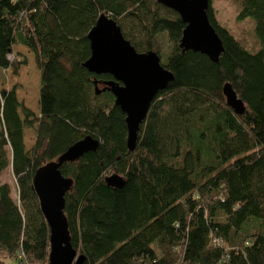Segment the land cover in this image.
<instances>
[{
    "label": "trees",
    "instance_id": "1",
    "mask_svg": "<svg viewBox=\"0 0 264 264\" xmlns=\"http://www.w3.org/2000/svg\"><path fill=\"white\" fill-rule=\"evenodd\" d=\"M239 2L237 18L253 19L259 48H244L209 5L224 46L213 62L182 50L185 23L158 0H0V80L26 65L9 58L16 45L39 71L37 113L16 86L0 88V172L9 166L17 185L14 200L0 184V264H17L19 252L26 264H48L50 230L33 175L85 135L98 147L60 167L73 180L64 214L81 264H264V0ZM101 14L138 52L160 56L161 34L172 45L161 64L174 78L155 96L132 151L114 96L95 91L112 76L83 66ZM225 82L243 114L226 104ZM113 173L122 187L106 184Z\"/></svg>",
    "mask_w": 264,
    "mask_h": 264
},
{
    "label": "water",
    "instance_id": "2",
    "mask_svg": "<svg viewBox=\"0 0 264 264\" xmlns=\"http://www.w3.org/2000/svg\"><path fill=\"white\" fill-rule=\"evenodd\" d=\"M209 1L158 0L165 7L177 12L185 23L179 42L182 50L199 52L217 62L224 46L209 20ZM87 38L90 55L83 62V66L89 72L107 73L112 76L103 82L102 88L95 82V91L100 93L107 90L114 96V103L125 114L126 146L132 151L137 143L140 125L151 103L157 93L173 80L174 75L161 64L160 56L154 50L138 52L123 36L118 24L105 14L98 16L89 29ZM222 93L226 104L236 114L245 112L243 100L229 82L222 85ZM98 144L97 139L85 135L71 144L56 160L49 161L35 170L32 186L50 230L48 264H81L83 261V257L77 254L70 242L67 218L64 214V196L70 190L73 180L64 176L60 167L95 150ZM105 182L113 187H122L124 184L123 178L117 173L106 176Z\"/></svg>",
    "mask_w": 264,
    "mask_h": 264
},
{
    "label": "rangeland",
    "instance_id": "3",
    "mask_svg": "<svg viewBox=\"0 0 264 264\" xmlns=\"http://www.w3.org/2000/svg\"><path fill=\"white\" fill-rule=\"evenodd\" d=\"M239 0H210L209 5L217 22L229 29L233 35L239 39L244 48L253 52L259 48V42L253 31V19L246 17L238 19L237 13L239 10ZM130 34L138 41H141L140 36H135L130 26H125ZM160 61H164L167 54L171 50V43L164 34L157 36ZM26 59V65H20L17 74H12L11 69L5 72V82L0 80V88H10L16 86L18 100L38 112V86H39V71L35 66L32 53L24 46L16 45L13 47V53L10 55L12 62L17 59ZM34 141V132L31 128H26L24 131V143L26 148H29ZM8 183L11 188V197L17 198V185L12 174L11 168L8 166L0 172V184Z\"/></svg>",
    "mask_w": 264,
    "mask_h": 264
},
{
    "label": "built area",
    "instance_id": "4",
    "mask_svg": "<svg viewBox=\"0 0 264 264\" xmlns=\"http://www.w3.org/2000/svg\"><path fill=\"white\" fill-rule=\"evenodd\" d=\"M9 58H10V55H9ZM17 257H18L17 264H26L23 253L19 252Z\"/></svg>",
    "mask_w": 264,
    "mask_h": 264
}]
</instances>
